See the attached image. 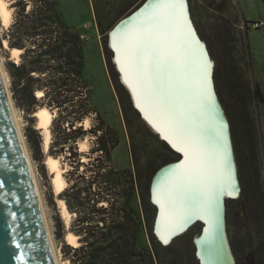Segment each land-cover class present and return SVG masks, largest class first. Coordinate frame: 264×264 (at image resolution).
Segmentation results:
<instances>
[{
	"label": "trees",
	"instance_id": "16d2710c",
	"mask_svg": "<svg viewBox=\"0 0 264 264\" xmlns=\"http://www.w3.org/2000/svg\"><path fill=\"white\" fill-rule=\"evenodd\" d=\"M10 6L13 20L3 38L8 48L21 50L17 62H5L13 103L27 114L41 106L57 111L51 125L50 154L62 155L66 148L75 159L74 178L58 195L68 211L75 214L68 231L78 241L77 245L62 242L64 258L69 264H162L161 252L166 245L152 231L155 212L143 185V169L133 158L132 168L111 166V151L119 139L90 104L80 33L65 21L58 0H14ZM241 19L247 21L242 15ZM239 20L231 22L226 18L217 24L214 36L219 54L209 55L214 61L212 77L217 96L223 106L221 91L230 98V108L224 106V112L240 185L239 196L225 201L235 202L252 228L250 232L259 235L248 245L236 244L230 238V248L236 264H247V253L253 264H264V190L259 180L255 123L249 113L257 93L247 74L252 67L248 43L245 55H234ZM37 90L42 91L38 99ZM92 114L95 125L88 129L75 126ZM86 134L96 137L91 153L97 155L93 162L83 164L74 143ZM24 135L31 157L41 161L37 130L28 126ZM81 165L84 168L79 171ZM53 234L62 241L64 227L57 215Z\"/></svg>",
	"mask_w": 264,
	"mask_h": 264
},
{
	"label": "rangeland",
	"instance_id": "374dc122",
	"mask_svg": "<svg viewBox=\"0 0 264 264\" xmlns=\"http://www.w3.org/2000/svg\"><path fill=\"white\" fill-rule=\"evenodd\" d=\"M8 1L11 4L14 0ZM58 1L65 21L77 29L83 42L85 62L84 75L90 89V104L101 113L105 122L116 131L119 139L118 145L111 151V166L114 168H132L133 158L136 164L143 169L142 181L149 198V183L155 172L163 165L177 161L179 155L160 138L134 108L127 90L118 79V74L111 62L112 54L106 43L108 31L120 19L142 3L143 0ZM187 3L190 18L195 30L199 38L207 45L208 52L209 50L211 51L212 56H218L219 54L220 48L215 39L214 32L215 27L221 20L228 18L231 22H236V20L240 18V22L242 20L240 13H243L245 19L264 21V0H187ZM12 20L13 11L11 22ZM9 25H2L0 21V60L8 84L9 79L5 68V62L9 59L14 60V58H11L8 49L3 44V34ZM235 34V44L237 47L234 52L235 57H238V55H245L244 48L246 42L250 50L252 67L251 71H248L247 74L253 81L257 93V100L249 107V113L255 123L259 180L264 190V28L247 30L246 34L243 36L242 30L236 27ZM19 59H15L16 62ZM114 86H116V89ZM221 94L223 96L224 106L230 108V98L226 91H221ZM218 100L222 109L225 110L219 98ZM13 108L24 136L32 168L36 175L46 221L53 239L52 241L57 255L59 256L58 258L61 264H63L67 259L64 258L61 250L62 242L67 243L65 234L69 230L75 214L71 213V217L67 223L60 213L56 201V199L59 198V194H54L50 181V174L44 163L46 152H44L42 146V136L35 127L36 119L33 113L38 107H36L31 114H27L21 108L16 107L14 103ZM52 111H54L56 115L57 111ZM86 118L87 125H85L86 122L84 124ZM86 118L82 123H77L75 126L81 124L83 129H88L96 124L93 114ZM28 126H32L40 135L41 152L43 155L41 161L33 160L31 157V152L24 135L25 128ZM67 131H69V129H67ZM95 138L96 137L92 134H86L82 139H78L74 143V147L76 148L75 151L79 155L80 162L83 164L93 162V159L97 155L96 152L91 153V148L95 144ZM80 141H85V150H80ZM52 152L57 154L54 150ZM48 153H51L50 149ZM54 156L60 158L62 166L66 169L64 177L68 186L69 179L74 178L75 159L70 157L69 151L66 148L62 155ZM83 168L84 166L81 165L79 171H82ZM224 206L225 229L229 246L230 238H232L236 244L244 242L246 245L250 243V239L252 241L259 238V235L253 234V231L250 232L252 228L248 227L249 225L245 221L244 213H242L241 208L237 206L235 202L227 203L225 201ZM55 215L59 217L64 227V237L62 241L56 239L53 234ZM200 226L199 223L192 225L186 232L166 245L165 249L161 252L163 259L162 264H199L194 253L192 239L199 233ZM77 244L78 243H76V245ZM247 252L248 248L245 250V253ZM233 258L235 260L234 255ZM245 261L247 264H253L248 253L245 255Z\"/></svg>",
	"mask_w": 264,
	"mask_h": 264
},
{
	"label": "bare ground",
	"instance_id": "6f19581e",
	"mask_svg": "<svg viewBox=\"0 0 264 264\" xmlns=\"http://www.w3.org/2000/svg\"><path fill=\"white\" fill-rule=\"evenodd\" d=\"M156 2L157 0H150L149 3L145 5V7L142 10H140L136 15H134L126 22L119 25L111 33V46L115 51L116 54L115 60L117 63V67L120 71L122 65L121 63H118V61L121 60V55L113 47L114 44L118 43L117 34L122 29H124L126 25H132L133 22L136 21L138 17H141L147 10H149L150 6ZM10 5L11 4L9 3L8 0H0V21L2 25L5 26L9 25L12 19L13 8H11ZM5 13L7 14V23L5 22V18H4ZM184 15L191 28L192 47L195 49V52H190L187 49H185V54L188 55V57L190 58L193 70L184 75L189 80H194L196 76V72L194 70L195 61L197 56L202 53L204 60L207 61L208 63L207 92L208 94H210V99L206 102H201L194 98L195 94L193 91L181 88L179 85H177L174 92V99H179L182 101V104L177 107V113L183 114L182 118L185 120V126L187 131L192 136L195 137V139L200 143L202 148L208 154V159L210 166L212 168V173L207 183L212 185L223 184L224 188L223 190L217 188L215 192L214 201L210 206L208 204V197L206 195V191L203 186L198 187L195 185H184L177 187L175 185L173 174L177 170L178 166L185 160V156L183 153H182L183 154L182 160H180L179 158V160L175 162H171L163 165L158 169L160 171L156 175V178L153 183L152 198L153 201L156 202L160 207L156 231L160 238L162 236L165 237V235H167L168 233L165 228L164 215L162 213L161 205L165 204L164 211L166 212L167 211L166 198L168 194H171L172 199L176 206V210L179 212H187L188 216L190 217L182 221L181 222L182 226L178 227V229L172 233L178 232L187 224L192 222L195 218H200L204 220L206 222L204 234L200 239L196 241L198 245V254L201 257L203 264H233V258L230 254V249L228 246L226 234L224 232V210H223L222 197L225 195L237 196L238 187H237L236 173L232 161L230 144L226 134L225 121L223 119L220 106L215 98L214 92L210 85L209 74H210L211 63H209L207 60V55H206L207 51L205 50L203 44L199 42V38L196 36L197 32L190 18L187 0H184ZM3 44L8 49L11 58H14V60L19 59L21 50L17 48H12V49L8 48V44L5 39L3 41ZM0 67H1V60H0ZM2 74L7 82V78L3 70H2ZM120 74L123 83L130 91L134 104L137 106V97H134L132 89L129 88L128 84L125 83L124 73H120ZM166 76L167 74H165V78ZM35 95L37 98L41 97L42 91L37 90L35 92ZM141 104L143 105V101H141ZM138 109L141 111L140 108ZM148 114L151 115V113ZM13 115L16 125L18 126V129L21 131L20 124L14 112V109H13ZM33 115L36 119L35 127L39 130L42 136V146L44 152H46L44 163L46 165L48 173L50 174V181L52 184L54 194H60L67 186V181L64 177V172L66 169L62 166L59 157H55L50 153H48L52 138L50 128L55 112L46 106H41L34 111ZM142 115L145 117V112H142ZM84 124L87 125V118L86 121L84 120ZM152 129L160 136V138H162L159 132H157L154 128ZM162 140L164 139L162 138ZM164 141L170 146V148L176 150L174 147H172L171 144L168 143V141L166 140ZM79 146L81 148L80 150H85L86 147L85 141H80ZM221 158L223 159L224 163H221ZM30 168H31L36 192L38 195L40 207L42 209L46 226L48 227L46 216L44 213L43 203L37 185L36 175L32 168L31 162H30ZM56 201L62 217L68 223L71 217V212L68 211L63 199L57 198ZM188 205H194V210H190ZM52 240L53 239L50 233V243L54 253L55 262L56 264H61ZM65 240L67 243L71 245H76V243H78L77 236L70 231L66 232ZM68 263L69 262L67 260L63 262V264H68Z\"/></svg>",
	"mask_w": 264,
	"mask_h": 264
},
{
	"label": "snow or ice",
	"instance_id": "6c2138e0",
	"mask_svg": "<svg viewBox=\"0 0 264 264\" xmlns=\"http://www.w3.org/2000/svg\"><path fill=\"white\" fill-rule=\"evenodd\" d=\"M4 18L7 23L6 13ZM191 36V28L184 15V0H157L132 25H126L117 34L118 43L113 47L121 55L118 63L122 65L125 83L137 97V107L145 112L144 118L164 140L185 156L173 174L175 185L203 186L211 206L217 188L223 190L224 185L207 183L212 173L208 154L187 131L183 114L177 113L182 101L174 99L177 85L193 91L194 98L201 102L210 99L207 92L208 63L202 53L195 61L194 80L184 75L193 70L190 58L185 54V49L195 52ZM221 163H224L222 158ZM166 200L167 211H164L165 204L161 208L166 231L171 234L190 217L187 212L176 210L171 194ZM188 207L194 210V205ZM161 238L164 243L168 242L165 237Z\"/></svg>",
	"mask_w": 264,
	"mask_h": 264
},
{
	"label": "water",
	"instance_id": "95a60500",
	"mask_svg": "<svg viewBox=\"0 0 264 264\" xmlns=\"http://www.w3.org/2000/svg\"><path fill=\"white\" fill-rule=\"evenodd\" d=\"M149 1L150 0H143L142 3H140L135 9L120 19L108 31L106 39L107 46L112 54L111 62L118 74V79L127 90L134 108L139 112L140 116L144 120L145 118L142 115V112L134 104L130 91L121 79L120 73L122 72L117 67L115 60L116 54L111 46V33L119 25L126 22L136 15L140 10H142L145 5L149 3ZM196 36L199 38L197 33ZM199 42L203 44L205 50L207 51V60L209 63H211L209 74L210 85L225 121L226 134L230 144L231 156L237 179V196L225 195L222 197L224 210V203L226 199H235L239 196L240 185L230 137L229 122L214 89L212 77L214 61L209 55L205 42H203L200 38ZM13 109V101L9 84L6 82L0 67V264H56L50 243V231L48 230L44 220L30 168V155L24 140V136L18 129V126L14 120ZM145 122L151 128H153L147 120H145ZM174 151L179 155L180 160H182V152H178L176 150ZM159 171L160 170L155 172L149 183V200L155 208L152 223L153 234L162 245H168L173 239L186 232L192 225L199 223L201 225L200 231L192 239V242L194 245V253L196 258L199 264H203L202 259L198 254V245L196 241L204 234L206 227V222L204 220L195 218L192 222L187 224L178 232L172 234L167 233V235H165V238L168 240L167 243H164V241L161 240L156 231L160 207L156 202L153 201L152 195L153 183ZM224 232L226 234L225 216ZM230 254L233 258L231 249ZM233 264H235L234 258Z\"/></svg>",
	"mask_w": 264,
	"mask_h": 264
},
{
	"label": "built area",
	"instance_id": "2783aa9c",
	"mask_svg": "<svg viewBox=\"0 0 264 264\" xmlns=\"http://www.w3.org/2000/svg\"><path fill=\"white\" fill-rule=\"evenodd\" d=\"M237 27H239L240 30H242V33H245L247 30H257L260 28H264V21H258V20H248L244 21L241 20Z\"/></svg>",
	"mask_w": 264,
	"mask_h": 264
},
{
	"label": "crops",
	"instance_id": "0c3cea01",
	"mask_svg": "<svg viewBox=\"0 0 264 264\" xmlns=\"http://www.w3.org/2000/svg\"><path fill=\"white\" fill-rule=\"evenodd\" d=\"M240 15H242L243 17H245L243 13H240Z\"/></svg>",
	"mask_w": 264,
	"mask_h": 264
},
{
	"label": "flooded vegetation",
	"instance_id": "af4514ba",
	"mask_svg": "<svg viewBox=\"0 0 264 264\" xmlns=\"http://www.w3.org/2000/svg\"><path fill=\"white\" fill-rule=\"evenodd\" d=\"M207 46V45H206ZM209 48V47H208ZM210 51V50H209ZM209 54H211V56H212V53H211V51H210V53ZM213 57V56H212Z\"/></svg>",
	"mask_w": 264,
	"mask_h": 264
}]
</instances>
